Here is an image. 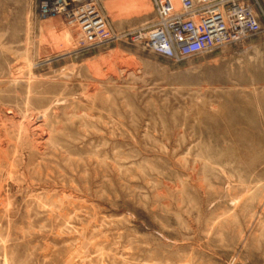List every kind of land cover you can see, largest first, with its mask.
Segmentation results:
<instances>
[{
	"label": "rangeland",
	"instance_id": "rangeland-1",
	"mask_svg": "<svg viewBox=\"0 0 264 264\" xmlns=\"http://www.w3.org/2000/svg\"><path fill=\"white\" fill-rule=\"evenodd\" d=\"M93 1L116 34L157 18ZM258 1L259 33L169 59L0 0V264H264Z\"/></svg>",
	"mask_w": 264,
	"mask_h": 264
},
{
	"label": "built area",
	"instance_id": "built-area-1",
	"mask_svg": "<svg viewBox=\"0 0 264 264\" xmlns=\"http://www.w3.org/2000/svg\"><path fill=\"white\" fill-rule=\"evenodd\" d=\"M153 4L156 20L121 34L109 29L93 0H38V11L44 17L77 20L85 45L124 38L169 59L211 52L262 30L258 0H153Z\"/></svg>",
	"mask_w": 264,
	"mask_h": 264
},
{
	"label": "bare ground",
	"instance_id": "bare-ground-1",
	"mask_svg": "<svg viewBox=\"0 0 264 264\" xmlns=\"http://www.w3.org/2000/svg\"><path fill=\"white\" fill-rule=\"evenodd\" d=\"M61 16L62 15H53V16H49V17H45V18H47V19H50V18H53V17H57V18H61ZM57 18H55V21H54V23H53V26L55 27V26H57V27H59V26H63V25H65V24H63V21H61V20H59V19H57ZM66 22V21H65ZM51 23V22H50ZM97 67V66H96ZM0 69H1V64H0ZM10 69V68H9ZM97 69V68H96ZM13 81V80H12ZM11 81V83H13V84H16L17 82L14 80L13 82ZM15 82V83H14ZM0 83H3L2 81L0 82ZM23 83V82H22ZM1 86L3 85V84H0ZM3 86H5V85H3ZM28 88V87H27ZM26 88V89H27ZM1 90V89H0ZM16 92H17V90H16ZM30 92V91H29ZM27 93V92H26ZM44 93H45V91H44ZM27 94H29V93H27ZM26 94V95H27ZM30 95V94H29ZM22 96V95H21ZM28 96V95H27ZM26 97V96H25ZM28 97H30V96H28ZM33 99V98H32ZM31 99V100H32ZM30 100V98H28V100H25V101H27V102H30V103H33V101H31ZM46 100V99H45ZM39 101H42V100H39ZM50 101V100H49ZM48 102V100L46 101V103ZM42 103V102H41ZM45 103V102H44ZM24 104V103H23ZM43 104V103H42ZM10 105H12V104H10ZM53 105V104H52ZM28 106V105H27ZM11 108V107H10ZM16 108V107H15ZM49 108H50V106L49 107H46V109H43L42 111H40V113H38L37 115H35V116H37V118H39V117H42V119H43V122H44V120L47 118V114H48V110H49ZM5 110V109H4ZM7 110H9V109H7ZM18 112V111H17ZM32 112V111H31ZM37 112H39V111H37ZM36 112V113H37ZM13 113H15V112H13ZM35 113V114H36ZM25 114V113H24ZM23 113H22V115H24ZM32 114V113H31ZM30 115V114H29ZM28 115V116H29ZM34 115V114H33ZM24 116H26V115H24ZM20 117V116H19ZM27 117V116H26ZM3 118V117H2ZM25 118V117H24ZM29 118H30V116H29ZM33 118H34V116H33ZM33 118H31V119H33ZM39 120V119H38ZM32 122V121H31ZM30 122V123H31ZM42 122V121H41ZM42 122V123H43ZM28 124V123H27ZM44 124V123H43ZM14 125V124H13ZM29 125V124H28ZM40 125V124H39ZM25 128H26V126H24ZM33 127H31V129H32ZM40 128H41V125H40V127H38V129L40 130ZM35 129H37L36 127H34V130ZM42 129V128H41ZM21 130V129H20ZM23 131V130H22ZM30 129H28V127L26 128V130L25 131H23L24 133V135L28 138L29 136H31V137H33V135H34V133H30ZM33 131V130H32ZM38 131V130H37ZM19 132V131H18ZM21 133V132H20ZM40 133V132H39ZM19 137H20V135H18ZM18 137V138H19ZM39 137H40V135H39ZM17 138V139H18ZM20 139V138H19ZM21 139H23V138H21ZM24 139H25V137H24ZM38 139V138H37ZM40 139H42V138H40ZM28 140H29V138H28ZM33 140V139H32ZM43 140V139H42Z\"/></svg>",
	"mask_w": 264,
	"mask_h": 264
}]
</instances>
